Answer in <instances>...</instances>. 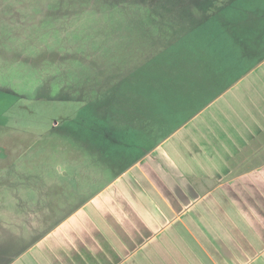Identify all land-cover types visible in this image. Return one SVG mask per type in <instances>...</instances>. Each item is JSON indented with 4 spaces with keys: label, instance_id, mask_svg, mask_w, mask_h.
Wrapping results in <instances>:
<instances>
[{
    "label": "crops",
    "instance_id": "crops-1",
    "mask_svg": "<svg viewBox=\"0 0 264 264\" xmlns=\"http://www.w3.org/2000/svg\"><path fill=\"white\" fill-rule=\"evenodd\" d=\"M253 37L185 82L175 97L192 117L109 182L85 157L37 158L31 173L20 158L15 189L0 175V264H264V35Z\"/></svg>",
    "mask_w": 264,
    "mask_h": 264
},
{
    "label": "rangeland",
    "instance_id": "rangeland-1",
    "mask_svg": "<svg viewBox=\"0 0 264 264\" xmlns=\"http://www.w3.org/2000/svg\"><path fill=\"white\" fill-rule=\"evenodd\" d=\"M191 26L225 60L229 48L264 35V0H0V145L18 150L0 175L19 174L25 128L45 137L37 158L68 156L46 130L69 109L49 99L91 94L124 76L151 82L160 39ZM32 162L23 158L22 168Z\"/></svg>",
    "mask_w": 264,
    "mask_h": 264
},
{
    "label": "trees",
    "instance_id": "trees-1",
    "mask_svg": "<svg viewBox=\"0 0 264 264\" xmlns=\"http://www.w3.org/2000/svg\"><path fill=\"white\" fill-rule=\"evenodd\" d=\"M195 26L160 39L152 56L151 82L131 81L124 76L97 87L91 94L87 91L86 95L76 96L73 91L72 95L49 99L65 102L69 110L55 117V126L51 118L46 133L60 136L59 146L66 147L68 156L88 158L92 171L97 172L98 163L104 162L107 182L125 171L195 113L183 104L180 107L184 112L180 113L175 96L185 91L187 80L209 76L213 63L219 61L209 34L201 39ZM3 124L0 121V128ZM40 137L44 135L29 128L22 130V159L35 161L40 151H46L45 146L34 147ZM15 145H0V167L16 157ZM29 165H23L22 173L38 171L33 162ZM14 174L11 189L18 187L15 176L19 174Z\"/></svg>",
    "mask_w": 264,
    "mask_h": 264
}]
</instances>
